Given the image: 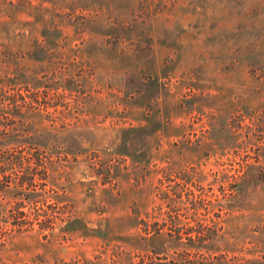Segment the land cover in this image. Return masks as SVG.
I'll return each instance as SVG.
<instances>
[{
  "label": "rangeland",
  "instance_id": "1",
  "mask_svg": "<svg viewBox=\"0 0 264 264\" xmlns=\"http://www.w3.org/2000/svg\"><path fill=\"white\" fill-rule=\"evenodd\" d=\"M4 128L52 159L22 209L54 222L0 264H174L206 229L264 264V0H0Z\"/></svg>",
  "mask_w": 264,
  "mask_h": 264
},
{
  "label": "trees",
  "instance_id": "2",
  "mask_svg": "<svg viewBox=\"0 0 264 264\" xmlns=\"http://www.w3.org/2000/svg\"><path fill=\"white\" fill-rule=\"evenodd\" d=\"M55 92L58 87H50ZM37 98V96H35ZM33 97L34 100H37ZM22 102L24 98L20 96ZM17 100V99H14ZM15 104L16 101H15ZM17 106V105H15ZM32 118V117H31ZM28 119V124L32 126L34 119ZM5 123L3 126H7ZM32 128V127H31ZM28 130V129H27ZM0 247L4 245L9 232L22 233L33 229L34 221L39 229L53 227V218L46 216L39 219V214L29 220L28 212L22 208L27 205L36 206L46 202L41 181L50 180L53 161L46 157L42 150L36 147L29 149L6 148L3 145L13 142L33 143L34 135H20L16 129H2L0 131ZM34 149V150H33ZM5 199V200H4ZM52 199V198H51ZM54 199V198H53ZM39 208V207H38ZM45 223L46 225H43ZM2 226L7 230L2 231ZM188 231L187 243L185 247L186 258L180 259L174 264H228L227 254L216 255V249L212 246L213 231L210 229ZM247 264H255L250 260ZM263 264V263H260Z\"/></svg>",
  "mask_w": 264,
  "mask_h": 264
}]
</instances>
